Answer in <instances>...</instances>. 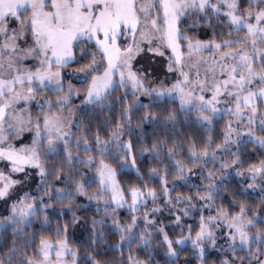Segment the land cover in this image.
<instances>
[{
	"label": "snow or ice",
	"instance_id": "snow-or-ice-1",
	"mask_svg": "<svg viewBox=\"0 0 264 264\" xmlns=\"http://www.w3.org/2000/svg\"><path fill=\"white\" fill-rule=\"evenodd\" d=\"M0 205V264H264V0H0Z\"/></svg>",
	"mask_w": 264,
	"mask_h": 264
},
{
	"label": "trees",
	"instance_id": "trees-1",
	"mask_svg": "<svg viewBox=\"0 0 264 264\" xmlns=\"http://www.w3.org/2000/svg\"><path fill=\"white\" fill-rule=\"evenodd\" d=\"M177 107H178V105H177ZM226 122H227V116L225 115L220 120V122L217 123V125H216V132H219L223 128V126H224V124ZM205 135H207V134L205 133ZM259 158L260 157H257V159H256L255 162H258L259 161ZM151 166H154V165L145 166L144 167V171L147 172L148 167H151ZM84 171H87V169H84ZM128 178L129 177L127 175H122V176L118 177V179H120V180H127ZM173 179H174V176L173 175H170L169 176V187H172V180ZM94 190H95V185H93L91 188H89L88 191H89V193H91ZM178 194H181V195H185L186 196L188 193H187L186 189H182V188H179L178 187L175 191L172 192V196L175 197ZM81 199H83V198H81ZM246 202H248L251 205L250 210H253V209L256 208V202L255 201L247 200ZM83 203L87 204L88 202L86 200H84ZM217 203L219 204V201H217ZM90 207L92 208L93 211L92 212L83 213V215L88 216V217H91L93 215V212H94V209H95V204H92ZM149 207H152V205L150 204ZM122 211H125V214H126V210H122ZM164 214H166V211H165ZM97 218H99V217H97ZM63 222L64 221H61V223H63ZM89 223H90V221H89ZM54 224H55V222H54ZM70 240L72 241V246L73 247H77V246L82 247V248L83 247H87V244L89 242V231H88V229L82 228V227L81 228L71 229V231H70ZM117 241H118V237L113 238L110 242L111 243H116ZM141 255H142V258H143V254H141ZM108 258L111 259V260H115V261L118 262L119 253L117 252L115 254H110Z\"/></svg>",
	"mask_w": 264,
	"mask_h": 264
},
{
	"label": "rangeland",
	"instance_id": "rangeland-1",
	"mask_svg": "<svg viewBox=\"0 0 264 264\" xmlns=\"http://www.w3.org/2000/svg\"><path fill=\"white\" fill-rule=\"evenodd\" d=\"M26 135H27V133H26ZM0 211H3V206L2 205H0Z\"/></svg>",
	"mask_w": 264,
	"mask_h": 264
}]
</instances>
